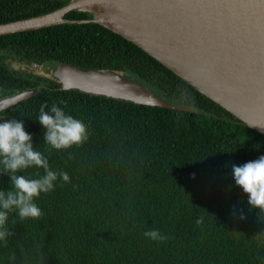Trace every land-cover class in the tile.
Returning a JSON list of instances; mask_svg holds the SVG:
<instances>
[{
	"label": "trees",
	"instance_id": "trees-1",
	"mask_svg": "<svg viewBox=\"0 0 264 264\" xmlns=\"http://www.w3.org/2000/svg\"><path fill=\"white\" fill-rule=\"evenodd\" d=\"M67 1L0 0V23ZM1 49L118 70L203 112L37 77L44 87L0 111V264H264V135L98 24L2 35ZM1 58L0 87L39 85Z\"/></svg>",
	"mask_w": 264,
	"mask_h": 264
},
{
	"label": "water",
	"instance_id": "water-1",
	"mask_svg": "<svg viewBox=\"0 0 264 264\" xmlns=\"http://www.w3.org/2000/svg\"><path fill=\"white\" fill-rule=\"evenodd\" d=\"M70 11L90 14L68 19ZM92 23L131 42L245 126L264 135V0H68L50 12L0 23V36L59 24ZM7 67L62 90L183 110L144 83L112 69L83 70L47 60H20L1 49ZM42 84L0 98V111L36 94Z\"/></svg>",
	"mask_w": 264,
	"mask_h": 264
},
{
	"label": "flooded vegetation",
	"instance_id": "flooded-vegetation-1",
	"mask_svg": "<svg viewBox=\"0 0 264 264\" xmlns=\"http://www.w3.org/2000/svg\"><path fill=\"white\" fill-rule=\"evenodd\" d=\"M18 59H20L19 57H17ZM7 58L5 57V55H2V58H1V62L3 63L4 67H6L12 74L14 75H17L18 77H26V78H29L31 79V81H35L36 84H41V83H45V82H42L40 80H38V78L33 75V74H29V73H23V72H19V71H16V70H12L10 68L7 67ZM21 60V59H20ZM34 78H37V79H34ZM26 89V88H25ZM23 90V89H22ZM21 91V90H20ZM19 91H14V92H11L10 90L8 89H5V88H2L0 87V98L3 96V95H13L15 93H17Z\"/></svg>",
	"mask_w": 264,
	"mask_h": 264
}]
</instances>
